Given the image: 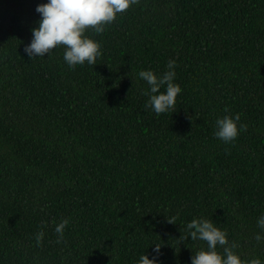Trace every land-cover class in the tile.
<instances>
[{
  "label": "trees",
  "instance_id": "trees-1",
  "mask_svg": "<svg viewBox=\"0 0 264 264\" xmlns=\"http://www.w3.org/2000/svg\"><path fill=\"white\" fill-rule=\"evenodd\" d=\"M40 2L0 0V264H135L153 242L190 264L199 217L264 264V0H135L71 68L63 45L24 51ZM170 59L181 91L157 114L137 73ZM225 113L245 125L229 142Z\"/></svg>",
  "mask_w": 264,
  "mask_h": 264
},
{
  "label": "clouds",
  "instance_id": "clouds-1",
  "mask_svg": "<svg viewBox=\"0 0 264 264\" xmlns=\"http://www.w3.org/2000/svg\"><path fill=\"white\" fill-rule=\"evenodd\" d=\"M135 0H43L37 3L35 11L39 19L31 31V39L24 46L29 57H44L50 55L57 45H63V60L69 68L85 62L93 65L100 56V45L95 39L85 35V29L91 27L95 33L103 31L106 23H110L117 13L127 9ZM174 59L167 62L168 71L161 75L155 74L151 69H141L138 77L148 85L146 90L147 101L145 107L157 114L169 112L176 103L177 94L181 91L178 83H174ZM161 86L164 87L160 91ZM239 114L217 117L213 134L224 142L232 141L245 125H237ZM169 221H172L168 219ZM173 222V221H172ZM67 220H61L54 227L57 234H62ZM257 225L264 230V214L257 218ZM184 228L187 237L206 242V248L197 249L190 257V264H260L259 258H252L245 262L233 251L236 246L227 244L226 233L213 221L204 217L192 218ZM40 234L37 233V240ZM261 239L260 233L256 234ZM224 246L217 251L216 245ZM161 243H152L151 256L143 251L135 264H160Z\"/></svg>",
  "mask_w": 264,
  "mask_h": 264
}]
</instances>
